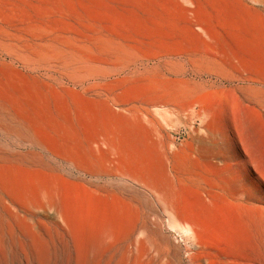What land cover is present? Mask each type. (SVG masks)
Returning <instances> with one entry per match:
<instances>
[{"label": "rangeland", "instance_id": "rangeland-1", "mask_svg": "<svg viewBox=\"0 0 264 264\" xmlns=\"http://www.w3.org/2000/svg\"><path fill=\"white\" fill-rule=\"evenodd\" d=\"M0 25V264H40L23 246L60 245L75 206L90 264H264V233L203 226L264 212V0H0Z\"/></svg>", "mask_w": 264, "mask_h": 264}, {"label": "bare ground", "instance_id": "bare-ground-1", "mask_svg": "<svg viewBox=\"0 0 264 264\" xmlns=\"http://www.w3.org/2000/svg\"><path fill=\"white\" fill-rule=\"evenodd\" d=\"M5 36H6V28L4 27V26H2V25H0V39H2V38H5ZM19 41H21V38H19ZM3 64H5V65H7V66H12L13 64H11V63H9V62H4L3 61ZM14 66V65H13ZM2 68V67H1ZM3 70H4V67L2 68ZM6 69V68H5ZM4 71H6V70H4ZM8 71V70H7ZM1 72V71H0ZM6 73V72H5ZM9 73V72H8ZM11 76V75H10ZM9 78H12V77H9ZM20 79V78H19ZM11 80V79H10ZM11 82H12V80H11ZM4 83H5V81H4ZM15 83V82H14ZM32 83V82H31ZM8 84V83H7ZM18 84H19V82H18ZM33 84V83H32ZM46 85V84H45ZM20 86V85H19ZM9 88V87H8ZM43 88V87H42ZM49 88V87H48ZM2 89V88H1ZM35 89V88H34ZM3 90V89H2ZM10 90V89H9ZM4 91V90H3ZM23 91V90H22ZM24 92V91H23ZM12 93V92H11ZM16 93V92H15ZM7 94V93H6ZM14 94V93H13ZM8 95V94H7ZM10 96V95H9ZM17 96V95H16ZM18 97V96H17ZM38 97V96H37ZM12 98V97H11ZM19 99V98H18ZM40 99V98H39ZM51 99V98H50ZM59 101V100H58ZM3 102H5V101H3ZM34 104V103H33ZM2 107V106H1ZM0 107V111H5L6 112V110L5 109H2ZM43 111V110H42ZM47 113V112H46ZM46 116V115H45ZM67 134V133H66ZM100 134V133H99ZM100 137V136H99ZM99 139V138H98ZM94 140H95V138H94ZM93 140V141H94ZM52 141V140H51ZM60 141V140H59ZM71 141V140H70ZM41 142V141H40ZM43 143V142H42ZM67 144V143H66ZM53 146V145H52ZM55 146V145H54ZM62 146H64V145H62ZM69 146V145H68ZM70 147V146H69ZM65 149V148H64ZM52 154H54L56 157H59L60 159H64V160H68L69 159V157L64 153V151L63 150H61V149H59V148H55V149H48ZM67 152V151H66ZM83 154V153H82ZM87 156V155H86ZM81 158V157H80ZM88 158V157H87ZM84 159V158H83ZM5 174H6V172H5ZM16 179V178H15ZM14 180V179H13ZM15 181V180H14ZM15 183H17V182H15ZM6 184V183H5ZM47 186V185H46ZM45 187V186H44ZM49 187V186H48ZM42 188H43V184H42ZM47 188V187H46ZM54 188V187H53ZM41 190V189H40ZM43 190H45V189H43ZM49 190H50V188H49ZM42 191V190H41ZM46 191H48V188L46 189ZM46 191H44V192H46ZM57 191V190H56ZM43 192V191H42ZM51 192H53L52 190H51ZM55 192V191H54ZM49 193V192H48ZM76 193V192H75ZM39 194H41L40 192H39ZM42 194H44V196H45V194L46 193H42ZM41 194V195H42ZM71 194H72V192H71ZM77 194V193H76ZM25 195V194H24ZM24 195H23V197H24ZM29 195V194H28ZM27 195V196H28ZM49 195H51V194H49ZM73 195V194H72ZM71 196V195H70ZM74 196V195H73ZM47 197V196H46ZM45 197V198H46ZM72 197V196H71ZM70 197V198H71ZM0 198H1V196H0ZM43 198V197H42ZM35 199V198H34ZM57 199V198H56ZM68 199V198H67ZM76 199H77V195H76ZM76 199L74 198V200L76 201ZM78 199H79V197H78ZM77 199V200H78ZM26 200H27V198H26ZM29 200V199H28ZM53 200H54V198L52 197V196H50V197H48V200H47V202H46V205L49 207V208H51V207H55V203H53ZM70 200V199H69ZM37 201H38V199H37ZM30 202V201H29ZM35 202H36V200H35ZM69 201H67V203H68ZM78 202H79V200H78ZM82 202V201H81ZM118 202V201H117ZM116 202V203H117ZM77 202H75V204H76ZM115 203V205H117ZM122 203V202H121ZM124 203H125V200H124ZM29 204H32V203H29ZM36 204V203H35ZM40 204H42V203H40ZM58 204V203H57ZM69 204V203H68ZM71 204H73V202L71 203ZM75 204H73L74 206H75ZM6 205V204H5ZM11 205V204H10ZM70 205V204H69ZM83 205V204H82ZM114 205V204H113ZM12 206V205H11ZM37 206V205H36ZM68 206V205H67ZM67 206H66V208H67ZM1 207V206H0ZM29 207V206H28ZM42 207H44V205H42ZM61 207V206H60ZM73 206H71V208H72ZM78 207H79V205L77 206V209H78ZM91 207V206H90ZM117 207H118V205H117ZM129 207H130V209L131 208H133V204L131 203V202H129ZM2 208V207H1ZM7 208V207H6ZM15 208V207H14ZM13 208V209H14ZM37 208H38V206H37ZM46 208V207H45ZM49 208H47V209H49ZM74 208H76V206L75 207H73L72 208V212H73V209ZM123 208V207H122ZM30 209H32V208H30ZM34 209V208H33ZM81 209V208H80ZM97 209V208H96ZM8 210V209H7ZM43 210H45L44 208H43ZM55 210H57V209H55ZM54 210V211H55ZM75 210V209H74ZM105 210V209H104ZM48 212H50L49 210H47ZM70 211V210H69ZM78 211V210H77ZM92 211H94V208H93V210H91V212ZM96 211H98V210H96ZM108 211V210H107ZM112 211V210H111ZM115 217H116V215H117V217L118 218H115L116 220H117V222L119 223V222H122V218L120 217L121 216V213L119 212V210H118V208H115ZM131 211V210H130ZM3 212V211H2ZM71 212V213H72ZM99 212V211H98ZM59 214H60V216H61V218L65 221L64 223H67V226H66V228H64L65 229V232H63V233H61V231L59 232V233H57V235L59 234V236L60 237H62V243L60 244V245H56L55 243H53L51 246H50V243H49V241H48V243H49V245L47 244V242H42V241H40L41 240V236H39L40 237V239H38V240H33V242H32V244H30V245H26L25 247L23 246V248L24 249H22L23 251H25L26 252V254L28 255V254H32L38 261H39V263L41 264H47V263H49L50 262V260H51V254H52V251H56V252H59L60 254H63L68 260L70 259H74V260H76L77 261V264H90V260H91V255L93 254V253H97V250H99V249H101L102 247H104L103 245H102V247H101V245H100V243H101V241H99L100 240V237L101 236H97V237H95V238H99V240H97V239H87L86 237H85V232H84V225L85 224H83L82 223V221H81V217H79V216H77V215H74L73 216V213L70 215V214H68V213H66V212H63L62 210H60L59 212H58ZM105 213V212H104ZM127 213H129V212H127ZM127 213H125V214H127ZM131 213V212H130ZM75 214V213H74ZM135 214V213H134ZM133 214V215H134ZM5 215V214H4ZM40 215V214H39ZM91 215V216H90ZM89 216L92 218V213L90 214ZM120 215V216H119ZM59 216V215H58ZM77 216V217H76ZM98 216H99V214H98ZM105 216V215H104ZM112 216V215H111ZM69 217V218H68ZM94 217H95V214H94ZM10 218V217H9ZM25 218V220H26V217H24ZM37 218V217H36ZM46 218V217H45ZM44 218V219H45ZM109 218V217H108ZM1 219V218H0ZM38 219V218H37ZM40 219H42V218H40ZM96 219V218H95ZM97 219H100V218H98L97 217ZM107 219V218H106ZM130 219V218H129ZM36 220V219H35ZM105 220V219H104ZM108 220V219H107ZM112 220V219H111ZM5 221V220H4ZM28 221V220H27ZM51 221V220H50ZM61 221V220H60ZM91 221H94V223H95V220H94V218L92 219V220H90V222ZM106 221V220H105ZM41 222V221H40ZM62 222V221H61ZM110 222V221H109ZM6 223V222H5ZM28 223H29V221H28ZM31 223H34V222H31ZM36 223V222H35ZM42 223V222H41ZM47 223V222H46ZM45 223V224H46ZM92 223V222H91ZM104 223V222H103ZM106 223V224H105ZM104 223V226H103V228L104 227H106V228H108L107 226H105V225H107V223L108 222H105ZM130 223H132V221L130 222ZM19 224H20V222H19ZM43 224V223H42ZM52 224H53V222H52ZM51 224V225H52ZM89 224V223H88ZM111 224V223H110ZM115 224V223H114ZM133 225H132V227H134V223H132ZM15 225V224H14ZM35 225V224H34ZM44 225V224H43ZM46 225H48V224H46ZM63 225H66V224H63ZM120 225V224H119ZM118 225V226H119ZM129 225H131V224H129ZM20 227H21V225H19ZM90 226V225H89ZM123 225H121V227H122ZM203 226H205L204 227V229H205V231L206 232H214V233H216V235H217V237L218 238H227L229 241H230V244H233V245H247V244H255V245H259L261 242H259L260 240H261V238H262V234L264 233V212L263 211H261V210H257V211H255V210H252V208H251V206L248 204V203H246V202H239L236 206H235V208L233 209V210H227V209H222V210H218L217 212L215 211V212H208L206 215H205V217H204V219H203ZM7 227V226H6ZM35 227L37 228V225H35ZM38 227H39V225H38ZM57 227V226H56ZM63 227V226H62ZM101 227H102V224H101ZM131 227V228H132ZM17 228V227H16ZM30 228V227H29ZM34 228V227H33ZM35 228V229H36ZM44 228V227H43ZM95 228V227H94ZM102 228V229H103ZM1 229V228H0ZM7 229H9V232H11L10 233V237H13L14 236V229L12 230V228H7ZM6 228H2V234H4V231L5 230H7ZM47 229V228H46ZM45 229V230H46ZM64 229H61V230H64ZM101 229V228H100ZM99 229V230H100ZM54 230V229H53ZM90 230V229H89ZM89 230H88V232H89ZM96 230V229H95ZM121 230V229H120ZM19 231V230H18ZM34 232V231H36V230H34L33 231V229H32V227H31V229H30V232ZM37 231H38V229H37ZM36 231V232H37ZM50 231V230H49ZM52 231V230H51ZM101 231H103V230H101ZM109 231V230H108ZM127 230H125V232H126ZM1 232V231H0ZM23 232V231H22ZM56 232V231H55ZM100 232V231H99ZM99 232L96 234V235H98L99 234ZM121 232V231H120ZM49 233V232H48ZM93 233V232H92ZM101 233H103V232H101ZM101 233H100V235H101ZM105 233V232H104ZM107 233V232H106ZM122 233V232H121ZM121 233H120V236H121ZM218 233V234H217ZM1 234V233H0ZM26 234V233H25ZM33 234H36L35 232L33 233ZM111 234V233H110ZM126 234V233H125ZM27 235H28V233H27ZM38 235V234H37ZM45 235V234H44ZM43 235V236H44ZM56 235V234H55ZM96 235H94V236H96ZM106 235V234H105ZM108 235H109V232H108ZM108 235H107V237H108ZM112 235V234H111ZM111 235H110V237H111ZM123 235H124V232H123ZM127 235V234H126ZM1 236V235H0ZM36 236V235H35ZM47 236V235H46ZM58 236V237H59ZM69 236H71V237H69ZM89 236H91V235H89ZM8 237V236H7ZM30 237V235H28V238ZM37 237V236H36ZM35 237V238H36ZM51 237V236H50ZM56 237V236H55ZM57 237V238H58ZM16 238V237H15ZM34 238V237H33ZM44 238H46V237H44ZM43 238V239H44ZM73 239V242L71 243L70 241H69V239ZM93 238V237H92ZM21 239V238H20ZM26 239V238H25ZM53 239V238H52ZM59 239V238H58ZM106 239V238H105ZM109 239V238H108ZM8 240V239H7ZM22 240V239H21ZM30 240H32V238L30 239ZM1 241V240H0ZM60 241V240H59ZM105 242H106V240H104ZM22 242H23V240H22ZM26 242V241H25ZM28 242V241H27ZM105 242H104V244H105ZM9 243H11V242H9ZM9 243H7V246H8V244ZM12 244V243H11ZM16 244V243H15ZM1 245H2V243H1ZM10 245V244H9ZM24 245V244H23ZM108 245V244H107ZM11 246V245H10ZM17 246V245H16ZM19 246V245H18ZM113 246V245H112ZM105 248V247H104ZM111 248V247H110ZM0 249H2V248H0ZM4 250V249H3ZM102 250H104V249H101V251ZM6 250H4V252H5ZM21 251V250H20ZM101 251H99V252H101ZM3 252V251H2ZM11 253H12V251H11ZM22 253V252H21ZM105 253V252H104ZM103 253V254H104ZM3 254V253H2ZM6 254V253H5ZM26 254H25V256H26ZM54 254V253H53ZM57 254V253H56ZM99 254V253H98ZM97 254V255H98ZM101 254V253H100ZM130 254V253H129ZM1 255V254H0ZM4 255V254H3ZM2 255V256H3ZM24 254H22V256H23ZM55 255V254H54ZM95 254H93V256H94ZM108 255H111L110 253L108 254ZM113 255V254H112ZM111 255V256H112ZM1 256V257H2ZM6 256V255H5ZM18 256V255H17ZM29 256V255H28ZM100 256V255H99ZM105 256V255H104ZM127 256H129V255H127ZM7 257H8V254H7ZM7 257H4V258H7ZM115 257V256H114ZM113 257V258H114ZM11 258H13V257H11ZM23 258V257H22ZM93 259L94 258H96L95 256L94 257H92ZM106 258H107V256H106ZM112 258V257H111ZM120 258V257H119ZM127 258H129V257H127ZM27 259V258H26ZM97 259H98V257H97ZM97 259H95L96 261H97ZM122 259V258H121ZM1 260V259H0ZM3 260H5V259H3ZM30 260V259H29ZM33 260V259H32ZM94 260V261H95ZM106 260L107 259H105V262H106ZM116 260V259H115ZM128 260V259H127ZM2 261V260H1ZM95 261V262H96ZM100 261V260H99ZM109 262L111 261V260H108ZM107 261V262H108ZM5 262V261H4ZM8 262V261H7ZM72 262V261H71ZM71 262H70V264H71ZM95 262H93V263H95ZM104 262V261H103ZM102 262V263H103ZM104 262V263H105ZM106 262V263H107ZM108 262V263H109ZM124 262H126V260L124 261ZM2 263H3V261H2ZM31 263V262H30ZM38 263V262H37ZM98 263V262H97ZM96 263V264H97ZM100 263H101V261H100ZM4 264H7L6 262L4 263ZM33 264V263H32ZM116 264H124L123 263V261H118L117 260V262H116ZM125 264H127V262L125 263Z\"/></svg>", "mask_w": 264, "mask_h": 264}]
</instances>
